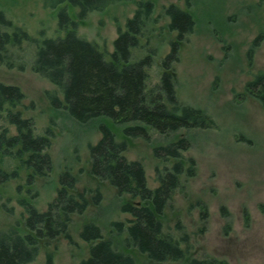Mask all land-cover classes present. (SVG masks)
I'll use <instances>...</instances> for the list:
<instances>
[{
    "label": "rangeland",
    "instance_id": "374dc122",
    "mask_svg": "<svg viewBox=\"0 0 264 264\" xmlns=\"http://www.w3.org/2000/svg\"><path fill=\"white\" fill-rule=\"evenodd\" d=\"M139 2H150L153 11L133 58L152 56L148 68L151 87L160 82L163 60L178 35L170 28L167 7L176 4L193 15L194 30L181 41L172 71L178 99L206 111L215 126L169 134L154 131L146 139L126 137L124 125L110 119L82 123L67 110L52 106L47 91H56L61 99L63 94L34 70L35 42L14 46L19 61L14 67L0 65V81L22 88L26 97L20 108L25 117L33 118L37 134L52 132L48 152L53 168L48 175L29 180L31 170L19 157L0 158V166L17 172L0 184V232L12 228L27 232L26 203L46 210L58 194L61 175L69 172L78 179L74 192L85 194L89 206L83 213H72L68 235L41 241L38 255L28 264H78L89 255L90 242L80 233L90 222L99 224L118 248L131 253L136 264H189L187 259L155 262L126 241V233L113 231L115 221L127 223L133 218L123 210L124 205L141 200L121 194L92 173L89 145L101 139L99 122L105 121L119 140L127 139L124 154L128 159L144 163L152 189L159 186L158 168L171 170L176 162L174 158L158 159L154 147L183 137L189 140L190 147L182 151L186 173L161 218L166 230L188 249V257L264 264V105L246 90L247 82L264 71V0H121L91 12L80 22L79 34L96 42L111 58L119 30L126 29ZM60 8H49L44 0H0V10L14 25L38 40L65 34L58 25ZM69 11L77 9L69 7Z\"/></svg>",
    "mask_w": 264,
    "mask_h": 264
},
{
    "label": "trees",
    "instance_id": "16d2710c",
    "mask_svg": "<svg viewBox=\"0 0 264 264\" xmlns=\"http://www.w3.org/2000/svg\"><path fill=\"white\" fill-rule=\"evenodd\" d=\"M117 1L121 0H44L49 8L57 9L64 4L58 12V25L65 34L40 40L15 26L13 20L0 10V65L14 67L19 59L12 48L34 41V70L53 82L63 94L61 99L56 91H47L52 106L67 110L82 123L110 119L117 125H124V135L128 138L149 139L154 131L169 134L181 129L215 126V120L206 111L178 99L172 71L173 62L179 59L181 41L194 30L193 15L176 4L167 7L170 28L178 35L171 41V52L163 60L160 82L151 87L148 68L152 56L133 58L134 48L139 46L146 21L153 11L150 2H139L126 29L119 30L111 58L96 42L78 32L80 22L91 12L104 10ZM69 7L76 8L77 12L69 11ZM19 67L23 68V65ZM246 90L264 105V71L247 82ZM25 97L19 85L0 81V158L19 157L31 170L29 180H32L52 171L53 161L48 150L53 134L50 129L45 134L36 133L33 118L25 117L20 108ZM99 129L101 139L89 145L92 173L109 181L121 194L127 193L141 200V203L124 205L123 210L133 218L127 223L115 221L113 231L126 233V241L155 262L187 259L189 264H233L224 258L188 257V249L182 246L181 239L166 230L161 219L168 201L181 184V175L186 173L182 151L190 147L187 137L154 147L158 159L174 158L176 162L171 170L158 168L159 186L152 189L148 185L144 163L130 160L124 154L128 149L127 139L119 140L112 126L105 121L99 122ZM190 174H194L193 171ZM15 176L17 172L0 166V184ZM77 181L75 176L64 172L56 198L44 211L26 203L28 231L12 228L0 232V264H28L38 255L41 241L68 235L72 213H83L89 206L85 194L74 192ZM80 234L90 242V249L88 257L78 264H136L131 253L118 248L111 238L104 236L99 224H85Z\"/></svg>",
    "mask_w": 264,
    "mask_h": 264
}]
</instances>
